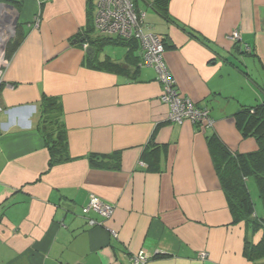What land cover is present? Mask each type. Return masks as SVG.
Returning a JSON list of instances; mask_svg holds the SVG:
<instances>
[{"label": "crops", "instance_id": "obj_1", "mask_svg": "<svg viewBox=\"0 0 264 264\" xmlns=\"http://www.w3.org/2000/svg\"><path fill=\"white\" fill-rule=\"evenodd\" d=\"M154 1L136 0L145 31L165 38L180 95L207 108L213 128L169 120L139 43L122 57L87 55L80 34L93 27L100 36L96 0H0V264H132L143 251L147 264H251L246 241L262 232L233 224L208 137L258 149L235 115L264 102V0H171L174 23ZM18 29L23 41L7 60ZM234 31L244 44L230 40ZM96 57L129 72L90 67ZM61 140L68 157L51 165ZM91 196L115 210L107 220L91 215L100 227L82 216Z\"/></svg>", "mask_w": 264, "mask_h": 264}, {"label": "trees", "instance_id": "obj_2", "mask_svg": "<svg viewBox=\"0 0 264 264\" xmlns=\"http://www.w3.org/2000/svg\"><path fill=\"white\" fill-rule=\"evenodd\" d=\"M171 0H155L153 3L149 2L153 9L166 21L174 23V20L169 15V4ZM136 4V0H135ZM137 7V6H136ZM138 9V8H137ZM96 30V29H95ZM94 33L93 27H88L80 36L83 44L81 46L93 47L97 52L103 51L107 47H126L130 51L137 46L136 40H126L120 37L112 36H96L92 38ZM189 34L198 38L193 32ZM23 34L18 29L17 34L11 42L7 45L6 59L11 60L14 53L23 41ZM237 46L239 44H236ZM166 50L168 49L165 42ZM244 55H254L253 51H243ZM90 67H94L103 72L127 74L129 72L126 64H119L108 57L102 62H99L97 57L91 60L88 58ZM264 92V86L262 87ZM54 106L55 104L49 102ZM47 104L41 106V114L43 115L42 125L46 122V116L51 111ZM211 117V115H210ZM212 118V117H211ZM237 127L244 138H253L257 142L258 149L252 153H241L232 150L227 146L217 134L208 137V146L212 156L214 166L219 177L222 190L227 198L230 211L233 217V224L237 225L245 223L248 229L253 233L262 232V237L259 242L255 243L247 239L245 244V256L251 264H264V217L260 218L256 215L255 202L252 198L248 181L253 179L259 191V199L263 207L264 214V102L256 106H243L241 110L235 115ZM49 119V118H47ZM41 125V126H42ZM40 126V129L44 128ZM44 133V132H43ZM48 141H50L48 139ZM64 141V140H63ZM62 140L52 143L53 145V162L51 165L58 162L65 161L64 158L68 156L66 144ZM51 143V142H49ZM51 145V144H50ZM154 149V145L149 147ZM98 156L91 158V163H96ZM103 164V162H102ZM148 169L151 165L147 164ZM152 170V169H151ZM85 207V206H84ZM82 212V210H81ZM89 216H82L92 218ZM161 257V256H159Z\"/></svg>", "mask_w": 264, "mask_h": 264}, {"label": "built area", "instance_id": "obj_3", "mask_svg": "<svg viewBox=\"0 0 264 264\" xmlns=\"http://www.w3.org/2000/svg\"><path fill=\"white\" fill-rule=\"evenodd\" d=\"M145 18L146 13L137 9L135 0H96L95 29L97 33L101 36L136 40L140 44L142 65L154 69L163 86L161 99L170 106L169 120L179 125L189 120L204 129L213 128L215 122L210 117V111L207 108H198L190 99L180 95L177 82L165 62V38L159 34L147 33ZM230 40L235 44H244L239 31L232 32ZM85 48L88 47L85 45ZM246 51L251 49L246 47ZM3 112L5 110L0 107V115ZM114 211V207L97 196H91L88 205L82 208L84 216L96 214L106 220L113 216ZM88 224L91 227L102 226L94 218H88ZM200 256L206 257L204 254ZM149 260V255L144 251L131 258L132 264H147Z\"/></svg>", "mask_w": 264, "mask_h": 264}, {"label": "rangeland", "instance_id": "obj_4", "mask_svg": "<svg viewBox=\"0 0 264 264\" xmlns=\"http://www.w3.org/2000/svg\"><path fill=\"white\" fill-rule=\"evenodd\" d=\"M105 50L108 54H111L113 56H119V57L124 56L127 51L125 47H107ZM248 185L250 188L252 198L255 202L256 214L262 215L263 207L259 199V191L257 189L256 183L253 179H251L248 181Z\"/></svg>", "mask_w": 264, "mask_h": 264}, {"label": "water", "instance_id": "obj_5", "mask_svg": "<svg viewBox=\"0 0 264 264\" xmlns=\"http://www.w3.org/2000/svg\"><path fill=\"white\" fill-rule=\"evenodd\" d=\"M86 52H87V55H89L91 58H93L94 55H95V49H94L93 47H89V48L86 50Z\"/></svg>", "mask_w": 264, "mask_h": 264}]
</instances>
